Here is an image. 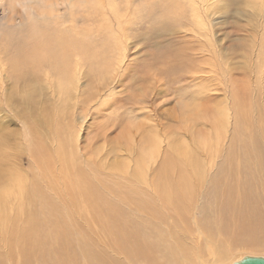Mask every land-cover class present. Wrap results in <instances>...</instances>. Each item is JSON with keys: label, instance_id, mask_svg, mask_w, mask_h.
Instances as JSON below:
<instances>
[{"label": "rangeland", "instance_id": "1", "mask_svg": "<svg viewBox=\"0 0 264 264\" xmlns=\"http://www.w3.org/2000/svg\"><path fill=\"white\" fill-rule=\"evenodd\" d=\"M92 1L87 5H92L90 11H77L86 12L80 19L88 18L87 21L98 20L103 14L107 21L101 26L100 23L93 25L97 29L94 35L102 34L99 39L104 42L106 35L100 27L105 29L107 22L115 27L116 18L120 19V14L112 17L113 12L118 13L112 5L120 10L124 30L119 32L122 27L111 30L114 39L110 35L106 48L100 47L97 41L94 47H99L94 52L88 49L90 54H86L83 47L79 50L81 57L69 59L75 71H83L79 76L81 87L71 97L73 90L69 96L62 94L52 89L53 76H44L45 81L43 78L35 83L45 87V91L34 93L32 102H26L25 95H28L21 85L25 81H15L18 77L12 74L8 58L13 51L11 45L18 41L16 38L34 35L37 28L30 27L28 22L19 27L6 24L5 20L0 22V67L7 64L10 70L0 68V264H21L14 245L28 243V237H35V231L41 230L45 218L47 221L59 218L66 209L72 213L66 219L70 221L66 222L68 226L88 224L97 230H103L102 226L108 228L113 220L127 214L145 215L158 208L166 213L155 231L157 253L161 254L148 257L146 253L140 262L138 252L132 249L118 264H148L163 258L169 250L185 245L191 248L195 243L204 250L210 248L211 253L229 252L220 255L217 264L229 256L239 257L242 252L264 255V0H94L98 6L91 4ZM57 2L50 0L48 5ZM80 58L81 64L77 63ZM51 70L44 67L39 73L47 75ZM91 70L96 71L92 74L94 80ZM101 75L105 77H101L102 81ZM86 85L90 91L82 96ZM194 100L204 109L219 101L224 112L213 122L185 125L180 120L183 111L179 104ZM151 128L158 131L156 142L162 144L156 150L157 145L151 147L142 135L152 131ZM176 134L182 141L181 147L189 148L190 153L184 157L172 154L168 164L165 157L171 153L169 138H176ZM197 137L201 145L193 141ZM207 138H210L209 144ZM141 146L146 153L144 160L142 156L138 158L142 154ZM179 178L184 179L182 187H190L192 191L185 201L189 207L182 205L185 213L167 205L156 189L178 187ZM167 179L170 182L163 185ZM77 183H82L81 187ZM84 192L89 196L85 198ZM92 194L98 198L101 195L99 199L105 196L109 202H119L112 206L118 215L112 217L105 204L89 207ZM126 195L135 196L137 204L126 199ZM43 197L54 200L46 199L48 207L43 206ZM50 202L57 203L58 207ZM50 205L56 207V212ZM130 206L134 211L128 209ZM25 216L32 222L23 221L27 219ZM215 217L224 218L223 222L220 219L219 224ZM194 218L197 224H192ZM12 219L14 224L9 223L7 229L14 226L16 237L9 240L3 226ZM139 220L144 226L145 221ZM54 221L60 224L63 220ZM76 221L79 222L76 224ZM72 231H67L69 241L82 235L75 232L77 229ZM94 235L96 243L104 244L103 249L113 261L115 253L109 248L113 244H105V237L98 231ZM168 237L172 244L165 250ZM176 238L179 240L173 246ZM211 239L214 243L208 247ZM46 246L48 260L55 261L57 248L50 242ZM65 250L78 248L76 245Z\"/></svg>", "mask_w": 264, "mask_h": 264}, {"label": "bare ground", "instance_id": "2", "mask_svg": "<svg viewBox=\"0 0 264 264\" xmlns=\"http://www.w3.org/2000/svg\"><path fill=\"white\" fill-rule=\"evenodd\" d=\"M99 1H96V2H99ZM49 2H50V0H0V22H2V20H5L6 24L12 23V25L14 27L15 26H18L19 27V25L20 26H23L25 23L28 22L27 24H29L30 27L37 28L36 32H34V35L33 34H30L26 38H22V39L16 38V39H18V41L16 43H14V44L11 45L13 51H12L11 57L8 58V62H10L11 67H12V74H14V75H16L18 77L17 79H15L13 77L15 79V81L17 80L18 82H20V79H22V80L25 81V82H21V85L24 86L23 89H24L25 93L28 95V96H26L25 93H24L25 97L28 98V100L26 102H29V103L32 102L31 99L34 98V96H35L34 93H36V92H40L41 93L42 91H45L44 90L45 87L43 88L41 86V84H38L37 83L38 84L37 85L35 83V82L42 81L43 78H44V81H45V77L44 76L49 77V78H50V76H53V78L55 79V82L52 85L51 84L50 85L52 86V89L53 88L54 89H58L60 92H62V94L63 93L64 94H68L70 91L73 90V92L70 93V96L68 94V96L71 97L73 95V93L77 92V90L81 87V86H79V80H80L79 79V76L83 73V71H79V70L75 71V69L73 68L72 64L70 63V60H73L72 58H74V56H77V57L80 56L81 57L82 55H81V52L79 50H81V48H83V47H84V50H85L86 54H88L89 50H91V51L94 52V49H97V47H99V46L106 48L108 46V44H109L110 35L114 39V33L113 32L111 33V30H113V29H120L121 27L122 28L119 30V32H121V31L124 30L123 29V27H124L123 26L124 25V21L122 19L123 17H122V15L120 13V10L117 9V7L115 5H112V8L115 11H117L118 13L113 12L112 13V17L113 16H116L117 14L118 15L120 14V19L119 18H116L115 27L112 26L113 23H112V25H110L109 22L106 23L107 26H106L105 29H101V27H100V30H102L105 33V35H106V37H104V38H106L105 41L102 42L100 40L101 38L99 39V36L102 35L101 33H100L101 35H99V34L94 35L95 32L97 31V29H95L93 27V25L94 24H97V23H100V26H101L103 22L107 21V20H105L103 14H102V16H101L100 19L97 18L98 20H95V18H89L88 21L86 20L88 18L80 19L81 14H83V13L85 14L86 13V12H83V13L81 12L80 13L81 9H83V10L86 11V10H89V7L92 6L91 4H96L97 5V3L94 2V0L92 1L91 4H89V5H91L89 7L87 5L90 2V0L89 1H87V0H82V1L81 0H59V2H57V3H55V4L51 5V6L48 5ZM92 8L93 7H91V9ZM77 10H80V11H77ZM87 14H89V13H87ZM95 15H96V13H95ZM97 16H98V14H97ZM40 25H41V27H40ZM22 35H23V33H22ZM97 41L99 43V46H97L95 48L94 46H95V44H96ZM111 41H113V40H111ZM89 54H90V52H89ZM96 56H95L94 59H96ZM112 56H113V54H112ZM111 58H113V57H111ZM97 62H100V61H97ZM77 63H80L81 64V58H80L79 62H77ZM100 65H104V64H101V62H100ZM44 67H50L52 69L51 72L49 74H47V75L40 74L39 73V70L40 69H43ZM0 68L3 71L8 70L10 72V70L8 69V65L7 64H4ZM76 68H78V67H76ZM45 71H46V69H45ZM102 71H103V69H102ZM94 72H96V71H93V70L89 71V73H90L91 76H92V74ZM73 73H74V75H71ZM26 76H29L27 80H26ZM101 77L105 78L104 76L101 75L100 76V80H101ZM92 79L94 80L93 76H92ZM260 86H261V84H260ZM86 87H87V90L84 92V94H82V96L83 95H87V91H90V89H89V87L87 85H86ZM75 95L76 94H74V96ZM65 96H67V95H65ZM91 99H92V97H91ZM91 99H88V100H91ZM195 99H197V98L195 97ZM66 100H67V98H66ZM68 102H69V99H68ZM86 103H88V101H86ZM179 105H180L179 108L182 107L183 113H182V118L180 119L179 116H178V118L185 125H191L192 123L195 124L196 122H198L197 125L202 124L203 122H207V121L213 122V121L217 120L218 118H220L222 116V112H224V111H221V109H220L222 106L220 107L221 103H219V101H215V103H213V106L210 107L209 109L208 108L207 109L202 108L195 100L194 101H191V102H185V101L184 102H180ZM46 107L47 106H45V109H46ZM175 110H176V108H175ZM62 111H64V110H62ZM41 112H43V111H41ZM225 112H227V111H225ZM179 114H181V113H179ZM39 116H41V114ZM225 116H227V115H225ZM196 118L198 120H196ZM43 119H45V117ZM228 120H229V114H228ZM211 122H210V124H211ZM151 129H152V131L149 130V131L145 132V134H142V135H143L144 139H146L148 141V143H150L151 147L153 145H157L156 148H155V150H156L162 144H160V142H158V143L156 142L157 136H158L156 134H157L158 131L157 130H154L153 128H151ZM176 131H178V130H176ZM128 133H131V132H128ZM177 134H176V138H173L172 136H170V138H169L170 140H169V143H168V148H170L169 150H170L171 153L170 154L167 153V155L165 157V158H167L166 162L168 164H170V158L172 157V154H175L177 156L184 157V155H186L187 153H190L189 152L190 151L189 148L181 147V142L182 141H181V139L178 140ZM206 134H207V132H206ZM195 137L196 136H194V138ZM130 139H132V137ZM209 139L210 138H207V141ZM197 140H198V137L195 140H193V141H195L196 144L201 145L202 144V141H200V139H199V141H197ZM125 142H126V140L124 141V143ZM203 142H204V140H203ZM174 143L176 144L177 147L174 146ZM209 143H210V141H208L207 144H209ZM184 144H185V142H184ZM0 145H1V141H0ZM141 145H142V142H141ZM134 147H136V146H134ZM151 147H150V149H151ZM141 148H142V146H141ZM129 149L127 148L128 151H129ZM137 149H138V147H137ZM150 149H147V151H149ZM119 150H121V149H119ZM139 150L142 151V154H140L139 156L137 155V156H138V158H140V156H142V159L144 160L143 157H144V154H146V153L143 151V148L142 149H139ZM153 150H154V148H153ZM57 151H58V149H57ZM141 151H139V152H141ZM154 152L155 151H153V153ZM131 153L133 154V152H131ZM155 153H157V152H155ZM150 156L151 155H149V156L147 155L148 158H151ZM117 161H118V159H117ZM119 161H120V159H119ZM147 161L148 160H146V162ZM118 163H120V162H118ZM147 164H148V162H147ZM119 165H121V164H119ZM110 166H111V164H109L107 166V169H110ZM77 167H79L78 164H77ZM139 170H141L140 167H139L138 171ZM68 171H70V169ZM61 175L63 176V174H61ZM66 175L68 176L69 174L66 173ZM21 176H22V174H21ZM57 177H59V176H57ZM69 178H70V181H71V177H69ZM78 178H80V177H78ZM73 179H72V181H73ZM59 180H61V179H59ZM78 180H76V181H78ZM177 180H178V183H177V186L178 187H156V189L161 192V195L160 194L159 195H160L161 199L167 205L171 206L173 209L177 210L178 212H184L185 213L186 212V208H184V207H189V205L185 201H187L188 198L191 196V192L192 191H191L190 187H182L183 180L184 179L179 178ZM164 182L165 183H163V185L166 184L167 182H170V181H168V179H167ZM68 184H69V182H68ZM81 184L82 183H80V185ZM19 185H20V183H19ZM65 185H66V183H65ZM77 185H78V183H77ZM80 185H78V186H80ZM57 186H58V184H57ZM53 187L54 186H52V188ZM66 187H64V188H66ZM54 189H56V188L54 187ZM86 191H87V189H86ZM96 191L97 190H95L94 192H96ZM81 192H83V191H81ZM87 192H89V191H87ZM38 193H40V192H38ZM61 193H63V192H61ZM84 194H85V198H86V195L89 196L85 192L83 193V195ZM94 194H92L93 195L92 201L90 200V202H88L89 203V207H92L93 205H95V206L98 207L99 205H104L105 204L104 206L106 207L107 211L112 215V217H113V215H118V214H116V213H114L112 211V206L115 205V204L116 205H119V202L117 203V202H113V201L112 202L106 201L107 199L104 198L105 196H103L101 198L103 200H101V199H99L101 195L98 198V196L97 195L95 196ZM37 195L39 196L40 194H36L35 193V196H37ZM32 197H34V196H32ZM40 197H41V195H40ZM134 197H132L130 195H126L125 196L126 199L131 200V202H133L134 204H137L138 199H134ZM43 198L45 199V202H44L45 205L42 203L43 206H47L48 207V205H46V202H48L50 200V197H49V200L46 197H43ZM44 199H42V200L44 201ZM46 199L48 201H46ZM51 199H53V198H51ZM53 200H50V201H53ZM64 200H65V198H64ZM181 203H183V204H181ZM208 203H210V202H208ZM51 204L53 205L55 203L53 202ZM52 205H50L49 208H52L53 210H54V208L58 207L57 206V203L55 204L56 207H53ZM201 206H202V204H201ZM64 207H65V205H64ZM200 207H199V209H200ZM149 208H150V206H149ZM128 209L131 210V211H134V209L131 206ZM37 210L38 209H36V211ZM97 210L102 211L101 208H97ZM43 211H45V209ZM68 211L66 209V211H64V214H63L64 216L63 215H60L59 218L58 217H56L55 219H51L50 218L53 221L51 225H50V221H49L50 219H48L49 223H47L48 222L47 221V218L44 217L46 219V222H44V223L42 222L43 224L41 226V230L38 229L37 231H35L36 232L35 237L30 235L31 237H28V239H29L28 243H24L22 241L20 244L14 245L15 246V252H16L15 255L20 259V263L21 264H35V262H38V261H40L39 264H112V263L118 264V260H120L122 258L123 259L127 258L128 255H129L128 251H130L132 249H135L138 252V254H139V259L138 260L140 262H143L144 261V256H145L146 253H147L148 257H156L157 255H160L161 254V253L160 254L157 253V247L158 246L155 244V240L157 239V237L155 236V231L158 228V225L160 224V222L166 216V213H164L163 211H161L159 208L157 210L152 211V212H147V214H145V215L138 214L137 216H130V215L127 214V217L119 218L118 220H113V224L110 223V225H109L108 228H105L104 226H102L103 227V230L93 229V226L91 225V227H90V225H88V224L87 225L85 224V225L81 226V225H79V223L77 224V222H79V221H76V224L77 225H75V223H74L75 226H73V227L70 224L68 226L66 224V222H70V221H68L66 219H68L67 217L71 213L70 210H68ZM88 211L91 212L90 210H87V212ZM54 212H56V210H54ZM73 213H74V211H73ZM65 214H66V216H65ZM100 214H103V213H100ZM51 215H50V217H51ZM53 216H55V215H53ZM138 216H144L145 218L144 217H138ZM25 217H27V216H25ZM85 218L87 219L88 216H86ZM139 218H141V219H143L145 221L144 226H142ZM215 218H217V217H215ZM8 219H10V217H8ZM36 219H38V218L36 217ZM56 219L57 220H63V221L60 222V224H59V221H54ZM217 219H218V223H219V220L220 219L222 220V221H220L222 223L224 218L223 219L222 218H220V219L217 218ZM217 219L215 221H217ZM13 220L15 221V219L7 220L6 223H5V225L3 226L4 229H5V226H6L5 233H6L7 239H9V240H11L12 238H15L16 237V232H15L14 226H12L14 224V221ZM88 220H86V221H88ZM211 220H212V218H211ZM23 221H30V222H32L31 221V218L29 216L27 217V219L24 218ZM200 221H201V219H200ZM215 221H214V223H215ZM193 222L195 224L198 223L195 218L193 219L192 224H193ZM201 222H203V221H201ZM208 222H209V219H208ZM9 223H11L12 225H11V228H8L7 229V225H10ZM206 223L207 222H205V225H207ZM221 223H219V224H221ZM89 224H91L90 221H89ZM209 224H208V226H209ZM47 225H48V228H47ZM75 228L77 229V231H75V232L76 233L79 232L82 235L79 234L80 236L77 237L74 241H69L68 240V237H67L68 236L67 235L68 234L67 231H69V232L71 230L74 231V230H76ZM118 228H119L120 232H118ZM204 228L206 229V227H204ZM219 228H220V226H219ZM25 229L26 230H31V228H29V227H26ZM83 230H84V232H83ZM39 231H40V233H39ZM48 231L51 234V238L50 239H49ZM95 231H98L99 232V235L105 237L103 239V240H106L105 244L107 242H110V243L113 244V246H109L110 250L115 253V256H113V261L109 259V256L110 255L107 254V252L103 249V246L102 245H104V244H97L96 241L94 240V236H95L94 233H95ZM207 231L206 232L204 231L205 234L208 233ZM211 231H213V230H211ZM183 232L184 231H182V233ZM116 233H117V235H116ZM215 233H216V231H215ZM205 234H202V236L205 235ZM88 235H89V237H88ZM194 235H195V233H194ZM112 236H114V237H112ZM208 236L209 235H207L206 237H208ZM198 237H201V236H199V234H198ZM203 237H205V236H203ZM63 238H65V239H63ZM48 239H49V241H48ZM190 239L192 240V238H190ZM178 240L179 239L176 238V240L173 243V246L177 245L176 243H177ZM211 240H213V239H211ZM208 241L210 242V240H208ZM10 242L12 244H14L12 241H10ZM49 242L51 243V246L52 247L54 246L55 248H57V249H55L57 251V255H56V260L55 261L48 260V258H47V254H46V248H47V246H46V244H48ZM3 243L6 244L5 241L4 242L2 241V244ZM211 243H214V240L211 241L208 244V247H210ZM171 244L172 243L170 242V239L168 237V240L166 242V245L164 246V249L166 250L167 247L170 246ZM182 244H183V242H182ZM187 244H189V243L187 242ZM76 245H77L78 250H71V246H76ZM141 246L143 248H141ZM191 246L192 247L189 248L188 245H185V246H183V248L179 247L178 249H174L172 251L169 250V251L166 252L167 253V254H165L166 256H164L163 258H158L157 260L155 259L154 261H150L148 264H211V263L212 264H217V260H218V257L220 255H224V253L229 254V252H227V251H223V252H220L219 251V253H211L210 252V248L208 249V247H207L208 250H206V249L204 250L203 247H202V245H200L198 243H195V244H193ZM203 246H205V245H203ZM215 246L217 247V245H215ZM66 247H68V249H70L71 251L68 252L67 250H65ZM105 247H107V246H105ZM214 249H217V248H214ZM245 255L264 256V255H260V254H252L250 252H242V254H240L239 257H238V255L235 256L233 259H232V256L227 257L223 261L222 264H232L234 261H237L238 259H241ZM131 257L134 258V256H131ZM136 257L137 256H135V258Z\"/></svg>", "mask_w": 264, "mask_h": 264}, {"label": "water", "instance_id": "3", "mask_svg": "<svg viewBox=\"0 0 264 264\" xmlns=\"http://www.w3.org/2000/svg\"><path fill=\"white\" fill-rule=\"evenodd\" d=\"M232 264H264V256L245 255Z\"/></svg>", "mask_w": 264, "mask_h": 264}]
</instances>
